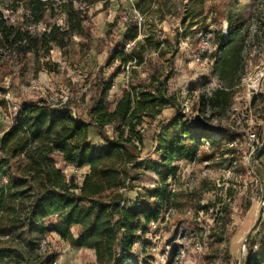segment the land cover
Wrapping results in <instances>:
<instances>
[{
	"label": "trees",
	"instance_id": "1",
	"mask_svg": "<svg viewBox=\"0 0 264 264\" xmlns=\"http://www.w3.org/2000/svg\"><path fill=\"white\" fill-rule=\"evenodd\" d=\"M92 1L88 0L89 4ZM133 1L140 18L158 14L164 20L177 16L179 10L182 23L191 20L188 29L200 25L198 31H206L211 25H227L225 41L217 39L219 56L214 62V72L225 87L214 90L206 102L201 101L199 109L204 113L203 107L208 105L212 115L222 114L232 99V76L241 61L242 33L248 31L258 0H179L171 6L167 0ZM185 2L187 7L183 9ZM20 3L24 5L21 22L11 23L0 10V66L3 62L10 65L12 73L23 81L30 59L33 78L42 69L55 72L48 64H40L41 58L52 48L66 53L74 36L89 37L83 13L73 8L72 1H60L66 17L64 28L51 22L55 18L51 0H14L12 5L18 7ZM209 14L214 16L210 23ZM40 25H44L43 29L38 28ZM138 33L137 21L130 17L122 48L110 52L108 65L115 61L126 65L134 60L135 47L129 54L123 49L137 39ZM141 62L138 58L137 63ZM119 73L116 69L107 81L96 76L89 106L82 110L86 120L73 109L51 108L45 100L19 103L16 107L12 127L0 138V264H55L56 255L35 253L50 234L74 249L93 251L95 264H145L140 263V248L136 246H142L152 224L161 219L168 199L166 182L176 172L171 161L194 160L204 143L213 149L211 157L234 153L233 147L222 149L217 139V135L227 138V131L220 128L197 132L185 126L183 117L176 116L167 126L171 136L162 147L159 163L139 164L137 145L141 146L145 138L137 128L145 118L159 116L170 103L162 84V89L155 92L149 88L137 92L125 89L110 104L108 92ZM90 128L96 131L102 145L91 144ZM228 139L234 142L238 138L232 134ZM59 163L89 170L77 185L73 177L65 176ZM141 167L154 173L160 186L136 192L133 201L126 200L124 196L134 191L132 183L138 179ZM249 207L247 203L243 212ZM223 209L226 210L222 207L220 211ZM73 227L80 230L78 238L72 233ZM255 230V235L246 241L241 264H264V222ZM13 234L8 241L1 240ZM217 241L222 237L217 236ZM233 260L226 247L222 264Z\"/></svg>",
	"mask_w": 264,
	"mask_h": 264
},
{
	"label": "rangeland",
	"instance_id": "2",
	"mask_svg": "<svg viewBox=\"0 0 264 264\" xmlns=\"http://www.w3.org/2000/svg\"><path fill=\"white\" fill-rule=\"evenodd\" d=\"M51 1L55 16L52 24L65 27L66 17L60 1H72L73 8L83 13L89 38L74 36L66 53L52 48L40 64H48L55 72L42 69L36 78H33L32 59L23 81L3 62L0 66V138L12 127L19 103L45 100L51 108L73 109L81 117L82 110L89 106L91 87L98 74L107 81L119 69L108 92L110 104L125 89L137 92L149 88L155 92L164 84V96L170 104L161 109L159 116L145 118L137 128L145 138L141 146L137 145L139 164L159 163L162 147L171 136L167 126L176 116L183 117L185 126L197 132L222 129L238 139L231 142L229 136L222 139L217 135L222 149L233 147L232 154L211 157L213 149L204 143L198 147L194 160L171 161L176 172L166 182L168 199L160 221L143 238V248L136 246L140 248L139 261L222 264L223 251L228 247L234 259L231 264L242 262L248 237H253L257 225L264 222V0L257 1L248 31L242 33L241 61L232 76V99L220 115H212L208 105L203 107L204 113L199 109L201 101L206 102L214 90L225 87L214 72V62L219 56L217 39L224 42L228 34L226 24L211 25L206 31H198L200 25L188 29L191 20L182 23L179 10L177 16L164 20L158 14L140 18L133 0H93L91 4L88 0ZM178 1L167 0V4L171 6ZM13 2L0 0V10L11 23L21 22L24 5L15 7ZM186 5L185 2L183 9ZM179 8L177 5L176 9ZM130 17L137 21L139 33L123 52L129 54L135 47L134 60L126 65L118 61L108 65L110 52L122 48V36ZM213 17L207 16L208 23ZM138 58L142 59L140 64ZM250 134L256 135L252 141ZM89 140L93 146L103 143L93 128L89 129ZM58 165L67 178L73 177L77 185L81 184L82 170ZM132 186L134 191L124 196L129 201L135 199L136 192L159 187L160 183L154 173L141 167ZM247 203L250 207L243 212ZM222 207L226 210L220 211ZM72 233L75 238L79 237V231ZM10 236L15 235L1 240L8 241ZM217 236L222 241H217ZM45 252L56 255L55 264H95L93 251L74 249L52 234L35 249L37 254Z\"/></svg>",
	"mask_w": 264,
	"mask_h": 264
},
{
	"label": "crops",
	"instance_id": "3",
	"mask_svg": "<svg viewBox=\"0 0 264 264\" xmlns=\"http://www.w3.org/2000/svg\"><path fill=\"white\" fill-rule=\"evenodd\" d=\"M80 170L83 171L82 174H83V176H84V175H86V174L88 173L89 168H88V167H83V168L80 169ZM74 230H75V231H76V230H77V231H80L78 227H73L72 231H74Z\"/></svg>",
	"mask_w": 264,
	"mask_h": 264
},
{
	"label": "built area",
	"instance_id": "4",
	"mask_svg": "<svg viewBox=\"0 0 264 264\" xmlns=\"http://www.w3.org/2000/svg\"><path fill=\"white\" fill-rule=\"evenodd\" d=\"M255 137H256V135H255V134H250V135H249V138L251 139V141H252V140H254V139H255ZM75 171H76V169H75ZM152 225H153V224H152Z\"/></svg>",
	"mask_w": 264,
	"mask_h": 264
},
{
	"label": "water",
	"instance_id": "5",
	"mask_svg": "<svg viewBox=\"0 0 264 264\" xmlns=\"http://www.w3.org/2000/svg\"><path fill=\"white\" fill-rule=\"evenodd\" d=\"M239 264H241V262H239Z\"/></svg>",
	"mask_w": 264,
	"mask_h": 264
}]
</instances>
